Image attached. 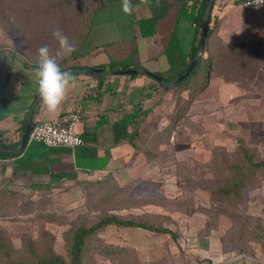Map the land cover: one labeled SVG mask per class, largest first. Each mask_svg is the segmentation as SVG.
<instances>
[{"label": "trees", "instance_id": "trees-1", "mask_svg": "<svg viewBox=\"0 0 264 264\" xmlns=\"http://www.w3.org/2000/svg\"><path fill=\"white\" fill-rule=\"evenodd\" d=\"M93 1H79V11H83L86 8L87 15L83 17L82 12L78 14L81 17L80 21L77 22L79 27L74 24L73 31L67 36L70 42L76 45L75 51L71 56L60 61V66L61 64L67 66L76 59V53L80 50L88 35L90 22L98 11L97 8L89 9V5ZM208 1L149 0L148 7L151 17L140 19L136 22L138 35L142 38H156L167 58L168 70L165 74L157 75L164 80L166 85L175 82L184 74L195 56L200 43L202 17ZM180 18L189 20L200 29L199 38L191 46L189 54L185 57L181 53L175 33V28ZM76 26L77 30H75ZM216 28L215 23L209 28L202 54L190 74L183 81L174 87L158 84L161 88L176 96L174 110L170 114L168 125L158 131L156 122L152 126L150 122L144 124L145 119H147V112L134 109L112 125L115 145L126 141L134 150L140 151L148 163L159 159L161 156L160 146L167 145L171 133L180 124L182 125L181 121L187 116L192 103L207 90L212 73L215 70H219L221 62L214 60V55H211L212 51L209 42ZM55 45L58 47V44ZM220 53L222 54L216 55V57L222 60L223 57L225 58L226 52L220 50ZM237 58L241 59L240 56ZM26 59L28 58L26 57ZM131 60V58L128 61L112 60L107 66L100 68L109 74L136 69L138 66L132 67ZM233 61L231 66L233 67L232 73H230V76H226L225 80L240 82L239 86L244 90L240 78L243 80L247 75V71L251 69V65L249 62L240 63L235 59ZM74 68H79V66L71 69ZM61 70L66 71L68 67H61ZM237 70L238 74L232 76ZM133 76L135 75L131 77ZM154 82L157 84L156 81ZM143 116L144 118L141 119ZM157 121H160V119L158 118ZM140 123L143 124L141 127ZM24 128L25 125L23 124L21 132L24 131ZM81 138L84 144L74 150L50 149L40 143H30L20 153L0 151V161H13V174L25 171L31 176L47 175L49 178L47 184H31L30 188L34 191L49 193L55 184L64 183L65 181L77 183L79 181L78 174L82 173L87 179L84 187L87 188L85 195L88 205L93 202V204L102 206L109 201L123 199L126 193L125 187L118 184L114 177V172L110 170L112 158L109 151L105 150L103 156H98L95 133H84ZM18 145H21V142ZM10 148L16 149V146L5 145L0 142V149ZM60 152L73 154L76 168L74 172L57 174L50 172L49 165L51 160L49 155ZM181 163L178 164L176 172H182L183 169L180 166L183 163ZM109 165L110 167H108ZM203 168V172L195 175V177H190L189 181L191 185L195 184L206 196H209L211 200L209 209L194 207L193 201L190 202V200H186L187 198L181 200L184 203L182 205V202L178 201L186 195L185 191L182 192L183 197L178 199L151 201L154 204L153 206H158L163 211L168 212V217L161 216L160 213L143 212L140 206L119 207L118 213L111 212L110 209L105 208L102 212L94 213V215L90 216L83 215L71 222L72 225L62 234L64 253H59L54 248L53 241H55L56 233L46 230L38 240L25 234L21 249L17 250L5 237V233L0 231V264H91L94 256H98L102 260H110L112 264H132L129 261L130 255L127 251V246L107 243L103 238H100V235L107 228L141 230L149 233L150 237L162 238L168 236L174 243H177L179 234L168 226L169 223L178 224V220H174L171 216L172 214H184L187 218L193 217L194 214L202 215L205 218V222L203 228L199 231V235L209 236L215 231L208 227L209 223L206 215L209 212L215 218L224 215L233 220L230 225V228L234 225L233 236L227 232L230 228L226 232L223 231L218 236V241L221 244L227 241L232 242L238 248V255L241 257V254L245 252L244 246H247V248L252 246L254 253L250 256L256 257L257 251L261 255V259H254L255 264H264V222L259 220L260 223L254 228L255 230H252L253 228L249 226L250 218L243 214L244 208L247 206L244 193L250 189H259L264 183V156H262L259 149L249 147L243 141H237L233 149H228L222 144H213L209 149V156ZM98 171L105 173L106 176L94 179L93 177H96L95 173ZM131 184L129 182V185ZM181 188L184 187L181 185ZM177 205H182V207L177 208ZM102 208L104 207L102 206ZM126 211L129 212L126 213ZM5 216L10 220L9 213ZM39 217H47L50 221L53 219V215L46 212L44 208L35 207L26 216H23V214L17 215L12 220L15 222L30 221ZM239 221H243V223L240 222L238 224ZM246 221L248 222L246 223ZM3 225L0 224V227H3ZM50 236L51 239H49Z\"/></svg>", "mask_w": 264, "mask_h": 264}, {"label": "rangeland", "instance_id": "rangeland-1", "mask_svg": "<svg viewBox=\"0 0 264 264\" xmlns=\"http://www.w3.org/2000/svg\"><path fill=\"white\" fill-rule=\"evenodd\" d=\"M79 1L0 0V46H10L20 53L25 48L37 50L48 44L51 48L57 47L55 44L58 43L52 36V30L59 28L66 36H69L74 29V24L78 26L77 22L81 19L78 14L82 12L83 17L87 15L86 8L79 11ZM119 3L121 0H101L99 4L98 0H94L89 5L90 10L99 9L97 11L99 16L95 21L88 47L100 43V34L107 25L108 13L110 16L122 15ZM106 5H109L110 10H101ZM244 47H239L237 50L241 51ZM225 57H228L230 62H234L231 52H226ZM218 58L214 55V60L221 62V58ZM232 68H228V76L232 73ZM214 72L216 75L220 73L219 70ZM234 74H238V70L232 76ZM240 81L246 95L239 97L238 100H215L212 103L206 102V105L192 107L189 113L191 122L187 121V116L185 117L188 122L185 128L191 130L192 134H182L177 129L171 133L167 145L160 146L161 156L157 163L154 162L152 168L148 164L143 167L136 165L134 169L131 168L132 170L127 164H122L120 167L112 165L110 170L114 172L118 184L125 187L126 193L123 199L112 200L102 205L104 208L93 202L88 205L85 195L87 188L84 187L86 178L77 183L54 186L47 193L21 186L22 183L44 182V179L48 181L46 177L30 176V180L24 179V181H14L10 177V181H7L0 165V224H4L3 227H5H0V231L5 233V237L17 250L21 249L25 234L38 240L46 230L56 233L55 241H53L54 248L57 252L64 253L62 234L69 229L71 222L83 215L90 216L102 212L105 208L118 213L119 207L140 206L143 212L150 211L151 214L160 213L161 216L168 217V212L153 206L151 201L178 199L183 197L182 192L185 191L186 195L178 202L187 198L186 200L193 201L194 207L209 209L211 204L209 196H206L195 184L191 185L189 178L204 171L203 165L208 159L209 149L213 144H222L228 149H233L237 141H243L247 146L259 149L264 156V67L260 70L251 68L243 80L240 78ZM175 100L176 96H172L168 103L173 108ZM161 112L165 111L161 110L160 114ZM180 163L182 164L180 168L183 170L176 172ZM105 176L106 174L103 173L93 178ZM129 182L132 184L129 185ZM181 185L185 189L181 188ZM244 198L247 206L243 214L250 218L249 226L255 230L254 228L260 223L259 220L264 222V183L259 189L246 191ZM182 205H177V208ZM35 207L44 208L46 212L53 215V219L50 221L47 217H39L30 221L12 220L17 215L26 216ZM7 213L10 214V220L5 216ZM171 216L174 220H178V224L167 223L179 234L177 243L168 236L153 238L149 233L141 230H120L113 227L107 228L100 238L107 243L127 246L130 255L128 260L132 264H178L179 258L183 259V264H207L209 257L214 260L223 257L226 259V264H230L236 256L244 260L243 264H255V258L261 259L258 251L256 257L250 256L254 253L252 246L248 245L249 248L244 246L245 252L241 254V257L238 255V248L232 242L220 244L216 240L233 223L229 217L220 215L215 218L212 214L210 215V212L207 213L208 227L215 231L209 236H200L199 231L205 222L202 215L194 214L193 217L187 218L184 214L174 213ZM240 222L243 223L239 221L238 224ZM227 232L233 236L234 225ZM91 264L112 263L110 260H102L94 256Z\"/></svg>", "mask_w": 264, "mask_h": 264}, {"label": "crops", "instance_id": "crops-1", "mask_svg": "<svg viewBox=\"0 0 264 264\" xmlns=\"http://www.w3.org/2000/svg\"><path fill=\"white\" fill-rule=\"evenodd\" d=\"M244 1L216 0L215 4L213 3L209 28L212 27L213 23L217 28L213 31L209 41L211 55L219 56L222 54L220 50L231 52L235 60L240 63L249 62L251 68L260 70L264 67V9H247L242 5ZM99 3H101V0H98ZM118 5L121 6V3ZM131 5L133 12L130 16L124 13L122 15L118 14V16L115 14L110 16V13H108L107 25L100 34V43L88 47V42L93 35L95 21L99 16V13L96 12L91 20L88 35L80 50L76 53V59L71 61L69 65L61 64L60 67H68V70L101 69L100 67L107 66L112 60L128 61L131 58L132 67L138 66L136 69L140 68L154 75L165 74L169 64L162 48L157 43V39L154 37L142 38L137 32L136 22L151 17L148 4L143 3V0H131ZM101 10H110L109 5L103 6ZM241 22L242 31L237 34ZM175 33L181 53L185 57L189 54L191 46L199 38L200 29L189 20L180 18ZM227 37L229 42L225 45ZM133 40H135L134 43H132ZM242 46L245 47L241 51L237 50ZM57 48L49 47L52 53H55ZM239 56L241 59L237 58ZM78 66L79 68L71 69ZM231 66L230 59L223 57L219 66L220 73H217L221 76L216 75L215 72L212 73L207 90L192 103L187 113V121L192 120V118L189 119V113L194 106L206 105V102L212 103L215 100H238L239 97L246 95L239 86L240 82L225 80L229 74L227 70ZM36 67L37 50H27L25 48L20 53L10 46H0V142L5 145L16 146V149L20 148L21 145H18V143L21 142L24 132H21V127L23 124L25 125L31 110L30 119L32 124L53 122L65 113L78 112L80 122L76 126V132L80 136L84 133H95L99 157L104 155L105 150H108L112 158L111 165L120 167L122 164H127L130 166V170L134 169L136 165L143 167V165L147 166L148 164L151 168L153 167L156 161L148 163L143 154L134 150L126 141L119 145L114 144L112 125L125 114L132 112L134 109H139L142 112H147V119H145V123L143 122L144 124L150 122L152 126L156 122L157 130L163 129L168 125L170 114L174 110L173 106L168 104L170 97L173 96L172 93L161 88L157 81L156 84L155 80L145 73L133 77L113 75L104 71V74L98 77L76 73L74 76L76 77L77 87L69 93L58 115L51 117L42 110L37 79L34 75ZM161 110L165 112L160 114ZM143 118L144 116L141 117V119ZM158 118L160 121H157ZM187 121L183 119L182 125L179 123L177 130L182 134L190 135L192 134L191 130L185 128L187 127ZM142 125L140 123V127ZM174 132L175 130L172 133ZM10 149L16 150L14 148ZM49 159L51 160L49 165L51 173H72L76 170L74 156L71 153H53L49 155ZM12 162L10 160L0 161L2 172L5 175L4 178L8 179L7 181H10V177L14 181L30 180L31 175L28 172L22 171V173L13 174ZM123 172L127 171L123 170ZM101 174L103 172L98 171L95 176ZM32 176H44L49 181L47 175ZM85 178L84 174H78L79 180ZM45 180L44 182L38 181L31 184H47L48 181L45 182ZM72 182L65 181L54 186L67 185V183ZM29 184L22 183L21 186L29 188L31 186ZM216 240L218 241V239ZM224 259L221 257L214 260L209 257L207 264H226V259ZM178 262V264H183V259L179 258ZM243 262L242 258L236 256L230 264H243Z\"/></svg>", "mask_w": 264, "mask_h": 264}, {"label": "clouds", "instance_id": "clouds-1", "mask_svg": "<svg viewBox=\"0 0 264 264\" xmlns=\"http://www.w3.org/2000/svg\"><path fill=\"white\" fill-rule=\"evenodd\" d=\"M148 4L149 0H143ZM248 4L259 8L264 5V0H250ZM121 10L125 15H132L131 0H121ZM242 31V22L237 34ZM52 36L58 43L55 53H52L47 45L37 49V67L34 75L37 79L38 93L42 103V110L48 116L55 117L61 110V106L68 98L69 93L77 87L74 74L62 71L60 61L68 58L75 51L76 45L59 28L52 30ZM229 42L228 37L225 45Z\"/></svg>", "mask_w": 264, "mask_h": 264}, {"label": "built area", "instance_id": "built-area-1", "mask_svg": "<svg viewBox=\"0 0 264 264\" xmlns=\"http://www.w3.org/2000/svg\"><path fill=\"white\" fill-rule=\"evenodd\" d=\"M250 0L243 2L247 9L256 8L248 4ZM258 9H264V5ZM80 122L78 112L65 113L53 122H37L32 125L28 137V144L40 143L50 149L74 150L84 144L81 136L76 132V126Z\"/></svg>", "mask_w": 264, "mask_h": 264}, {"label": "water", "instance_id": "water-1", "mask_svg": "<svg viewBox=\"0 0 264 264\" xmlns=\"http://www.w3.org/2000/svg\"><path fill=\"white\" fill-rule=\"evenodd\" d=\"M213 3H214V0L208 1L207 6H206L205 11H204V14H203V17H202V29H201V37H200V43H199L198 50H197V52H196V54H195V56H194V58L190 64V66L188 67V69L175 82H173L169 85H166L164 80L161 77L154 75L150 72H146L140 68L132 69V70H125V71H118L116 73H113V75H121V76L122 75H129V76H132V75H139L141 73H145L147 76H149L151 79L157 81L159 84H161L163 86H169V87H174L178 83L183 81L190 74V72L192 71V69L194 68V66L196 65L197 61L199 60V58L202 54L203 47H204V44L206 42L207 34H208V30H209V20H210V14L212 11ZM67 72H70L72 74H76V73L88 74V75L95 76V77H98V76L104 74L103 70H101V69H85V68L68 70ZM31 114H32V110L30 111V115H29V117L25 123V128H24V132L22 134L20 148L16 149V150L0 149V151L20 153L21 151H23L25 149V147L28 145V137H29V133H30L31 128H32V122L30 119Z\"/></svg>", "mask_w": 264, "mask_h": 264}]
</instances>
